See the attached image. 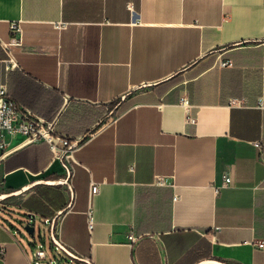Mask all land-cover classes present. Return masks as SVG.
I'll list each match as a JSON object with an SVG mask.
<instances>
[{"label":"crops","instance_id":"0c3cea01","mask_svg":"<svg viewBox=\"0 0 264 264\" xmlns=\"http://www.w3.org/2000/svg\"><path fill=\"white\" fill-rule=\"evenodd\" d=\"M12 22L22 43L7 70ZM2 86L85 138L68 185L42 183L67 178L49 144L16 136L0 151V193L31 186L8 202L56 218L73 254L264 264V0H0ZM6 208L0 264H36Z\"/></svg>","mask_w":264,"mask_h":264},{"label":"built area","instance_id":"2783aa9c","mask_svg":"<svg viewBox=\"0 0 264 264\" xmlns=\"http://www.w3.org/2000/svg\"><path fill=\"white\" fill-rule=\"evenodd\" d=\"M65 26V24H61L57 27L65 28ZM10 31L12 33L11 41L6 47V52L9 56V59L6 61L7 70L15 69L17 67L16 62L13 60L10 47L20 46L22 43V28L20 24L17 22H12L10 24ZM220 66L231 67L232 64L230 61H223L220 63ZM231 104H236V100H232ZM16 136L23 137L25 142L27 143L44 142L49 144L54 153L57 154L63 164L66 165V168L71 163L72 152L85 140V138L75 140L66 136L59 135L56 130V121L44 120L35 116L29 110L21 108L11 98H9L6 87L2 86L0 88V151L5 153L9 146V140L15 138ZM79 141L82 142L78 144ZM254 146L258 149H261V144H259L258 142L254 143ZM66 172H69L70 176V169L67 168ZM227 182L228 180L225 181V183ZM97 189L98 186L92 184V193H96ZM29 219L31 224L35 221V217L32 215L29 216ZM45 224L47 226L49 225L51 228L52 220H47ZM90 227L92 228V225H90ZM137 239L138 238L134 237L132 234L129 235V241L132 244H135L137 242ZM56 247L60 249L58 246ZM33 255L36 259V264H40L41 262L46 261L48 258L47 252L41 247L35 248ZM50 264L56 263L51 261ZM88 264H90L89 261Z\"/></svg>","mask_w":264,"mask_h":264},{"label":"rangeland","instance_id":"374dc122","mask_svg":"<svg viewBox=\"0 0 264 264\" xmlns=\"http://www.w3.org/2000/svg\"><path fill=\"white\" fill-rule=\"evenodd\" d=\"M0 202L10 207L6 208L1 218L13 228L29 254L32 255L35 248L39 247L47 252L48 258L46 261L41 262V264H50L51 261L56 264H83L73 260L53 244L50 236V226L45 224V217L40 214H37L35 217V221L32 222L35 226V236L32 237L24 230L25 226L30 223L28 210L13 208L10 205L11 203L8 202V199Z\"/></svg>","mask_w":264,"mask_h":264},{"label":"water","instance_id":"95a60500","mask_svg":"<svg viewBox=\"0 0 264 264\" xmlns=\"http://www.w3.org/2000/svg\"><path fill=\"white\" fill-rule=\"evenodd\" d=\"M81 142L82 141H79L78 144H80ZM67 174H68V177L67 178H63V179H59V180H54V181H43L42 183H45L47 185H53V186L68 185L69 172ZM29 188H31V186H29L27 188H23V189H21L19 191H15V192L8 193V194H1L0 195V201H4V200L9 199V198H11L13 196L19 195V194L23 193L24 191L28 190ZM60 214H62V212ZM55 222H56V218L52 220V224H51V228H50V236H51V240H52L53 244L56 245V246H58L65 254H67L73 260H76L78 262L88 263V260L76 256L70 250H68L66 247L62 246L56 240V238L54 237ZM24 230L30 236H32V237L35 236V226H34V224H31V223L27 224L25 226Z\"/></svg>","mask_w":264,"mask_h":264},{"label":"bare ground","instance_id":"6f19581e","mask_svg":"<svg viewBox=\"0 0 264 264\" xmlns=\"http://www.w3.org/2000/svg\"><path fill=\"white\" fill-rule=\"evenodd\" d=\"M18 197V196H17ZM15 198V197H14Z\"/></svg>","mask_w":264,"mask_h":264}]
</instances>
